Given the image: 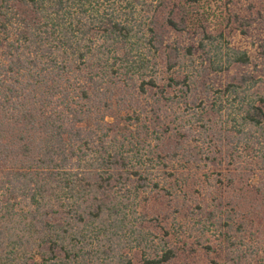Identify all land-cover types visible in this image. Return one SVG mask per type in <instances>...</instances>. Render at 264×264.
I'll use <instances>...</instances> for the list:
<instances>
[{
  "label": "trees",
  "instance_id": "trees-1",
  "mask_svg": "<svg viewBox=\"0 0 264 264\" xmlns=\"http://www.w3.org/2000/svg\"><path fill=\"white\" fill-rule=\"evenodd\" d=\"M0 264H264V0H0Z\"/></svg>",
  "mask_w": 264,
  "mask_h": 264
},
{
  "label": "rangeland",
  "instance_id": "rangeland-1",
  "mask_svg": "<svg viewBox=\"0 0 264 264\" xmlns=\"http://www.w3.org/2000/svg\"><path fill=\"white\" fill-rule=\"evenodd\" d=\"M108 6H109V4H105L106 9L108 8ZM123 7H124L123 5H120L119 8H123ZM213 9L215 10V13H213V15H215V21H216L215 24L219 28H221V29H223L225 31V29H227V28H225V21L224 22H221V19H220V18H222V17H220L221 13L218 12L217 9H215V8H213ZM146 15L147 14H145L144 11H141L140 8H136L135 18L137 19V21L140 20V19L145 20V16ZM226 34H227V39L230 40V42H232L233 45H236V46H239L240 45V46H242V41L240 40V38H237L235 36V33H233V32L230 33L229 30L227 29L226 30ZM243 47H244V44H243Z\"/></svg>",
  "mask_w": 264,
  "mask_h": 264
}]
</instances>
